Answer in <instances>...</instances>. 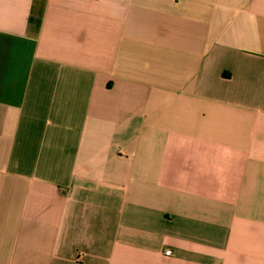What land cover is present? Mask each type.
<instances>
[{
    "label": "crops",
    "instance_id": "1",
    "mask_svg": "<svg viewBox=\"0 0 264 264\" xmlns=\"http://www.w3.org/2000/svg\"><path fill=\"white\" fill-rule=\"evenodd\" d=\"M0 264H264V0H0Z\"/></svg>",
    "mask_w": 264,
    "mask_h": 264
},
{
    "label": "built area",
    "instance_id": "2",
    "mask_svg": "<svg viewBox=\"0 0 264 264\" xmlns=\"http://www.w3.org/2000/svg\"><path fill=\"white\" fill-rule=\"evenodd\" d=\"M166 254H167V255H170V254H171V251H168Z\"/></svg>",
    "mask_w": 264,
    "mask_h": 264
}]
</instances>
